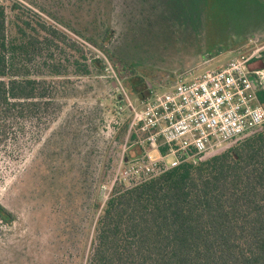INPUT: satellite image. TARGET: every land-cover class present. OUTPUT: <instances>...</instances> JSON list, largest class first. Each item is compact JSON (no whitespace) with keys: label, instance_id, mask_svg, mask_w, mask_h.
Wrapping results in <instances>:
<instances>
[{"label":"trees","instance_id":"trees-1","mask_svg":"<svg viewBox=\"0 0 264 264\" xmlns=\"http://www.w3.org/2000/svg\"><path fill=\"white\" fill-rule=\"evenodd\" d=\"M23 1L0 0V180L11 177L0 235L45 212L58 243L51 264H75L91 232L86 264H264V126L197 165L131 189L116 186L101 204L128 123L119 133L108 127L107 103L120 97L99 53L143 97L146 79L158 81L146 58L158 34L148 22L119 34L98 0L83 30L58 17L57 5ZM173 1L180 13L192 12ZM249 35L241 41L258 37ZM251 69H264V51ZM258 97L264 107V88Z\"/></svg>","mask_w":264,"mask_h":264},{"label":"rangeland","instance_id":"rangeland-1","mask_svg":"<svg viewBox=\"0 0 264 264\" xmlns=\"http://www.w3.org/2000/svg\"><path fill=\"white\" fill-rule=\"evenodd\" d=\"M37 1L47 9L57 5L58 10L53 12L77 30L85 29L84 26H89L91 20H94V16L90 15L93 9L92 0L87 2L83 0V5H79V0H62L61 4L57 0ZM11 2L12 0H4L6 6H10ZM97 2L99 3L96 4L100 6L99 13L104 12L109 15L107 22H110L121 35L139 24L147 22L163 24V30L148 43L150 46L147 48L149 53L146 58L152 62V66L159 74V82H154L151 78L146 79L148 88L162 89L164 84H172L182 74L186 76L187 73H193L197 76L207 70H215L226 65L239 52L250 49L251 41H258L257 39L241 41L245 35L251 36L255 33L259 39H263L258 42L264 44V0H209L206 2L200 0V4L194 6L196 10L189 12L194 17L188 19L187 15L182 18L177 12L171 10L173 5L178 8L175 3H172L173 0H98ZM24 4L31 7L26 2ZM206 7L209 8V15L204 16ZM198 14L200 16H197ZM47 20L57 25L54 21L48 18ZM59 27L62 28L60 25ZM99 55L108 64L106 73L110 75L111 68L113 69L111 63L104 55L101 53ZM122 84L129 98L136 102L138 96L129 85L124 82ZM119 94L120 92H117L118 96ZM145 94L146 92L143 95ZM107 106L109 107L107 120L108 117L111 120L115 116V100L108 102ZM120 120V125L116 128L109 125L108 127L118 133L121 132L125 124L130 121L127 110L123 112ZM125 139L126 135L119 145V158L123 154ZM172 161L173 157L167 160L168 163ZM4 175L3 182L0 180V202L8 200L10 205V195L5 187L9 185L11 177L10 173ZM112 180L104 185L110 187ZM103 196L100 190L99 200L104 205ZM25 208L26 206L21 208L24 216ZM25 218L24 225L20 226L15 233L12 231L6 235H0V264H51L58 255L53 221L46 219L45 212L33 218L26 215ZM92 235L91 232L88 239L84 241L83 251L80 257L74 260L75 264L87 263Z\"/></svg>","mask_w":264,"mask_h":264},{"label":"built area","instance_id":"built-area-1","mask_svg":"<svg viewBox=\"0 0 264 264\" xmlns=\"http://www.w3.org/2000/svg\"><path fill=\"white\" fill-rule=\"evenodd\" d=\"M263 51L264 44L251 41L250 49L226 65L197 76L182 74L168 87L148 88L136 102L111 68L120 100L108 125L119 126L125 110L130 121L112 183L100 189L105 202L118 185L131 189L183 164L197 165L261 130L258 91L264 88V69L253 70L251 64Z\"/></svg>","mask_w":264,"mask_h":264},{"label":"flooded vegetation","instance_id":"flooded-vegetation-1","mask_svg":"<svg viewBox=\"0 0 264 264\" xmlns=\"http://www.w3.org/2000/svg\"><path fill=\"white\" fill-rule=\"evenodd\" d=\"M176 1H178V0H176ZM184 2H183V4H180L181 5V8H183L185 11H187L188 12V8H189V6L188 5H190V7L192 6H194L193 4H191V3H193L191 0H183ZM185 1H188L189 3H186ZM186 6V7H185ZM188 6V7H187ZM191 7V8H192ZM171 10L172 11H174V12H177L179 15H181V17L182 18H185L186 17V13H184V12H182V13H180V10H178V9H175V7L174 6H172V8H171ZM192 10H193V8H192ZM191 10V11H192ZM192 17H194V16H191L190 14H188L187 15V19L188 18H192ZM159 18V17H158ZM170 18V20H171V17H169ZM175 19V18H174ZM163 21H165V20H163ZM174 21V20H173ZM172 21V22H173ZM166 22V21H165ZM173 24V23H172ZM170 25L169 24V26H173V25ZM163 24L161 23V24H159V23H156V24H153V29H154V33H156V35L158 34L157 32L158 31H161V30H163V26H162ZM165 26H167V24H165ZM254 37H256V36H254ZM257 39L259 38V37H256Z\"/></svg>","mask_w":264,"mask_h":264}]
</instances>
